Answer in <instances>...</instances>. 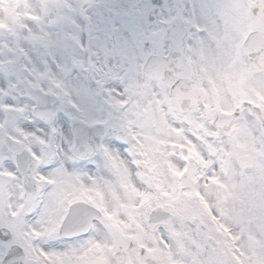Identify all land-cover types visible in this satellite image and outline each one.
<instances>
[{"label": "snow or ice", "instance_id": "snow-or-ice-1", "mask_svg": "<svg viewBox=\"0 0 264 264\" xmlns=\"http://www.w3.org/2000/svg\"><path fill=\"white\" fill-rule=\"evenodd\" d=\"M0 264H264V0H0Z\"/></svg>", "mask_w": 264, "mask_h": 264}]
</instances>
